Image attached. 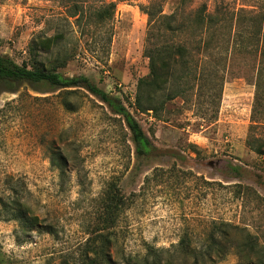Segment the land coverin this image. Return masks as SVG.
<instances>
[{
    "label": "rangeland",
    "instance_id": "374dc122",
    "mask_svg": "<svg viewBox=\"0 0 264 264\" xmlns=\"http://www.w3.org/2000/svg\"><path fill=\"white\" fill-rule=\"evenodd\" d=\"M102 1L0 0V55L31 68V42L59 37L41 61L71 59L60 73L86 76L119 99L168 154L139 159L124 119L84 90L38 94L23 87L3 94L0 200L19 201L37 227L23 233L17 222L0 219V264H107L102 236L111 240L110 264H133L148 247L169 249L182 239L205 250L206 236H223V224L264 237V159L247 146L256 93L251 74L238 75L233 64L222 92L197 88L146 113L137 104L139 81L149 75V19L142 10L156 0H106L117 8L110 46L108 30L89 26L83 35L71 18L76 5L91 13ZM263 2L199 0L191 9ZM173 8L168 1L164 13ZM254 135L264 140V127ZM234 186L249 188L250 196L238 198ZM112 202L122 209L111 225L105 210ZM222 249L227 255L215 264H237L230 244Z\"/></svg>",
    "mask_w": 264,
    "mask_h": 264
},
{
    "label": "trees",
    "instance_id": "16d2710c",
    "mask_svg": "<svg viewBox=\"0 0 264 264\" xmlns=\"http://www.w3.org/2000/svg\"><path fill=\"white\" fill-rule=\"evenodd\" d=\"M168 1L174 4L170 15L164 13ZM197 1L156 0L142 10L149 19L146 45L149 75L139 81L137 104L141 110L146 105V113L152 111L157 114L159 109L185 98L197 88L199 91L209 90L208 93L216 88L222 92L228 71L233 64H237L238 75L247 77L251 74L256 89L247 146L264 159V140L254 135L257 127H264V2L260 6L243 4L240 8H232L228 4L214 11L204 5L193 11L191 7ZM116 9L113 2L106 0L91 13L86 12L83 5H76L71 18H76V26L83 35L89 26L108 30L106 42L110 46L112 34L109 25ZM59 40L57 36L49 39L36 37L29 46L33 60L31 68L18 65L9 56L0 55V97L17 94L23 87L38 94L84 90L124 119L139 159L151 162L168 154L153 144L119 99L86 76L68 77L60 73V69L65 68L71 59L57 58L50 64L41 61V54L52 52L60 45ZM234 187L238 198L244 200V197L250 196L249 188ZM0 206V219L17 222L23 233H30L37 227L36 218H27L26 210L19 201L6 203L0 200ZM121 209L119 202L107 205L105 213L110 215L111 225L115 223L112 213ZM4 213L11 214V218H3ZM218 229L223 236L217 233L206 236L205 250H192L189 243L182 239L169 249L148 247L144 254L132 258L133 264H215V257L223 260L227 255L228 250L222 249L223 243L230 244L231 251L238 258L237 264H264V237L252 233L246 226L223 224ZM101 240L102 260L110 264L106 250H109L111 240L105 236Z\"/></svg>",
    "mask_w": 264,
    "mask_h": 264
}]
</instances>
